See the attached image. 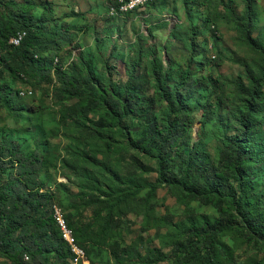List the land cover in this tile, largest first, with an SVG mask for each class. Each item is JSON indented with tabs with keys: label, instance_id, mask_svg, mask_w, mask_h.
<instances>
[{
	"label": "rangeland",
	"instance_id": "obj_1",
	"mask_svg": "<svg viewBox=\"0 0 264 264\" xmlns=\"http://www.w3.org/2000/svg\"><path fill=\"white\" fill-rule=\"evenodd\" d=\"M9 1L10 10L32 3L34 16L45 19L48 14L56 19L51 27L69 29L72 41L58 58L70 73L73 69L93 72L99 83L121 87L128 83L132 69L137 76L147 77L155 56L169 71L166 88L173 90L182 71L189 69L191 78L181 93L192 124L189 142L182 145L190 148L200 142L205 162L216 165L223 138L239 133L238 118L246 112L245 98L262 65L260 55L243 40L240 27L227 17L229 2L244 14V0H152L120 15L111 13L115 0ZM47 4L52 12H46ZM256 11L254 37L264 44V0H256ZM55 80V62L48 82L7 79L12 95L0 102V154L5 145L44 152L48 164L40 180L71 216L91 264H173L172 252L182 240L181 231L201 226L204 219L214 220L218 210L185 200L168 185L150 191L147 185L157 177L155 159L132 147V141L145 135L148 122L133 114L117 123L101 98L100 108L88 119L77 116L65 123L64 105L78 98L62 103ZM217 81L224 90H219ZM24 89L35 94L22 99L17 90ZM154 91L151 82L137 92L142 97L140 113L159 122L167 102L146 108ZM246 159L243 175L264 215V88L248 135ZM217 254L211 264H264V244L258 249L237 231L221 238ZM71 258L67 264H72ZM0 264L11 261L0 259Z\"/></svg>",
	"mask_w": 264,
	"mask_h": 264
},
{
	"label": "trees",
	"instance_id": "obj_2",
	"mask_svg": "<svg viewBox=\"0 0 264 264\" xmlns=\"http://www.w3.org/2000/svg\"><path fill=\"white\" fill-rule=\"evenodd\" d=\"M244 2V14H239L229 2L225 6L227 17L240 27L243 40L260 55L262 65L259 77L252 80V90L245 98L246 112L238 118L239 133L223 138L218 162L211 165L200 154V142L190 148L182 145L189 142L192 124L187 100L181 93L191 78L189 69L182 71L173 90L166 88L169 71L155 56L150 60L147 77L137 76L136 70L132 69L128 83L121 87L99 83L93 72L84 74L73 69L70 73L60 66L58 58L72 41L69 29L51 27L50 22L56 19L49 18L48 14L45 19L34 16L32 3H21L16 5L17 10H10V1L0 0L1 103L6 102V96L12 95L8 78L23 83L48 82L55 62L58 98L64 104L68 99L78 98L77 102L64 105L62 120L65 123L77 116L88 119L100 108L101 98L107 101L108 114L119 124L133 114L139 116L148 122L146 133L132 141V147L155 159L157 177L153 183H148L150 191L168 185L179 191L185 200L211 205L218 210L219 215L214 220L204 219L201 226L193 225L181 231L182 240L172 252L173 264L213 263L221 238L232 231H237L258 249L264 244V215L257 208L258 203L243 175L248 135L256 106L263 97L264 44L254 37L256 0ZM47 11L52 12L51 4L46 5ZM20 32L26 33L25 38L19 46L12 45L10 40ZM151 82L155 83V91L148 97L150 105L146 108L155 107L158 101L167 102V112L159 122L151 116L142 118L140 113L142 97L137 92L143 91ZM236 87L242 92L240 81ZM224 88L219 84V90ZM20 93L21 90H17V95L24 99ZM47 164L40 149L25 151L19 146L5 145L0 154V259H7L11 264H67L70 260V250L61 239L54 217L56 195L40 180ZM225 190H228L227 194H224ZM226 200L229 207H226ZM66 217L79 245L85 250L79 242L76 227L71 224V216ZM86 254L89 259L87 251Z\"/></svg>",
	"mask_w": 264,
	"mask_h": 264
},
{
	"label": "built area",
	"instance_id": "obj_3",
	"mask_svg": "<svg viewBox=\"0 0 264 264\" xmlns=\"http://www.w3.org/2000/svg\"><path fill=\"white\" fill-rule=\"evenodd\" d=\"M151 1L152 0H115L110 5V10L113 15H120L139 10ZM212 28L214 29V26H212ZM25 36V32H20L10 40V43L14 46H19ZM57 61H59V59H57ZM20 94L22 97H30L33 96L35 92L31 89H24L21 90ZM53 211L61 239L67 244L70 250L72 264H91L86 251L79 245L74 231L69 227L63 209L58 204H55L53 206Z\"/></svg>",
	"mask_w": 264,
	"mask_h": 264
}]
</instances>
